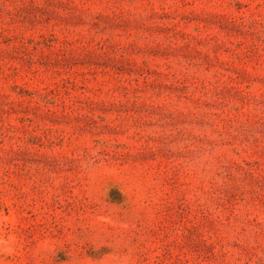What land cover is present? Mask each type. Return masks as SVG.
Instances as JSON below:
<instances>
[{
  "label": "rangeland",
  "instance_id": "374dc122",
  "mask_svg": "<svg viewBox=\"0 0 264 264\" xmlns=\"http://www.w3.org/2000/svg\"><path fill=\"white\" fill-rule=\"evenodd\" d=\"M0 264H264V0H0Z\"/></svg>",
  "mask_w": 264,
  "mask_h": 264
}]
</instances>
